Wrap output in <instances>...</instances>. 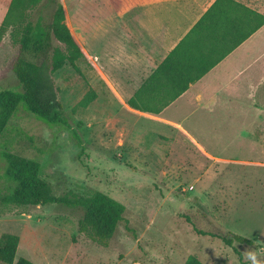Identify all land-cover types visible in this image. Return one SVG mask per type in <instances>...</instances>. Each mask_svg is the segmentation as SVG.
<instances>
[{
    "label": "rangeland",
    "instance_id": "obj_1",
    "mask_svg": "<svg viewBox=\"0 0 264 264\" xmlns=\"http://www.w3.org/2000/svg\"><path fill=\"white\" fill-rule=\"evenodd\" d=\"M263 4L264 0H258ZM11 0H0V26ZM50 0L29 10L45 17ZM260 38L264 42V31ZM55 44H60L54 40ZM19 46L6 31L0 40V91L21 89L13 64ZM69 63L53 74L69 125H49L17 109L0 137V193L12 180L5 152L39 161L40 176L56 195L100 190L125 204L124 219L103 246L78 232L80 208L63 204L3 206L0 236H20L16 259L37 264H184L191 254L205 264H264V84L233 109L198 106L190 119V143L159 121L129 114L117 99L87 106L95 89L91 63ZM212 114V115H211ZM204 116V119H203ZM158 130V131H157ZM76 134L81 137L78 141ZM232 231L255 245L227 244L210 234ZM0 264H4L0 261Z\"/></svg>",
    "mask_w": 264,
    "mask_h": 264
},
{
    "label": "crops",
    "instance_id": "obj_2",
    "mask_svg": "<svg viewBox=\"0 0 264 264\" xmlns=\"http://www.w3.org/2000/svg\"><path fill=\"white\" fill-rule=\"evenodd\" d=\"M63 1L66 23L91 63L90 85L95 98H103L107 104L117 99L129 114L164 123L171 130L160 131L166 136H183L190 143V119L197 115L201 120L198 106L208 109L218 105L226 112L238 104L243 92L252 97L264 84L263 25L159 113L136 110L129 106V99L186 36L189 44L175 61L193 75L217 56L212 47L220 45L222 36H236V29H230L242 10L223 0L194 30L216 0ZM234 1L264 14L258 0Z\"/></svg>",
    "mask_w": 264,
    "mask_h": 264
},
{
    "label": "trees",
    "instance_id": "obj_3",
    "mask_svg": "<svg viewBox=\"0 0 264 264\" xmlns=\"http://www.w3.org/2000/svg\"><path fill=\"white\" fill-rule=\"evenodd\" d=\"M43 1L11 0L0 26V40L5 32L10 30L13 43L19 46L13 71L21 85V89L0 91V137L20 104L49 125H69L63 105L58 98V87L54 82L53 74L67 63L80 72L78 62L85 57L86 52L66 23V8L63 0H50L54 9L49 17L42 14L36 18L29 16V10L39 6ZM112 2L116 3L115 0ZM222 2L223 0H216L196 24L194 30L205 23ZM226 2L232 4L236 10H242L236 26L234 24L230 29V32L236 29V36H222L223 41L220 45L212 47L217 56L193 75L188 71L184 72L181 64L175 61L177 54L179 55L189 44V36H186L129 99L130 107L143 112L159 113L186 91L190 83L198 80L264 25L263 13L234 0H226ZM54 40L60 44H55ZM186 48L190 51V46ZM95 97L96 92L92 90L80 103L87 106ZM76 137L78 141L81 140L78 134ZM4 156L7 162L6 173L12 183L0 193V204L28 206L56 203L80 208L83 214L78 221V232L103 246L109 245L119 223L124 219L126 210L124 203L100 190L87 195L75 192L56 195L51 184L41 178V165L38 160L11 151L5 152ZM195 229L201 234L217 236L229 245L235 242L255 245L254 240L232 231L215 234ZM19 244V235L3 233L0 236V261L4 264H37L24 256L16 259ZM184 264L205 263L198 256L191 254Z\"/></svg>",
    "mask_w": 264,
    "mask_h": 264
},
{
    "label": "clouds",
    "instance_id": "obj_4",
    "mask_svg": "<svg viewBox=\"0 0 264 264\" xmlns=\"http://www.w3.org/2000/svg\"><path fill=\"white\" fill-rule=\"evenodd\" d=\"M248 259L251 261V264H258L255 254H249Z\"/></svg>",
    "mask_w": 264,
    "mask_h": 264
}]
</instances>
